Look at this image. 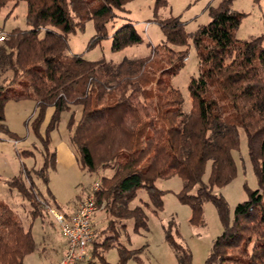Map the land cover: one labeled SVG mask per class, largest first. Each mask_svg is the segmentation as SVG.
I'll list each match as a JSON object with an SVG mask.
<instances>
[{"label": "trees", "instance_id": "1", "mask_svg": "<svg viewBox=\"0 0 264 264\" xmlns=\"http://www.w3.org/2000/svg\"><path fill=\"white\" fill-rule=\"evenodd\" d=\"M22 1L27 4L28 27L13 28L0 44V131L10 133L9 100H35L33 129L54 164L56 152L48 147L50 132L64 111L81 107L80 119L76 122L73 113L68 124L71 142L81 167L100 174L95 198L104 204L108 218L102 233H114L102 242L97 236L90 249L92 258L111 264L101 249L114 246L118 222L125 227V221L133 219L135 231L147 228L146 210L129 206L138 189L145 188L155 207L162 209L164 191L156 180L179 175L184 181L179 198L191 206L192 223H204L206 200L219 213L223 230L206 264H264V33L239 40L236 30L244 14L232 8V0H222L209 8V23L195 32H188L179 16L158 18L166 39L150 55L119 62L89 60L68 52L69 34L93 20L97 33L88 48L96 46L108 36L107 24L115 21L117 10L131 0H0V11L9 2L17 6ZM155 4L159 8L167 0ZM113 39V50L143 41L131 22L119 26ZM191 44L201 71L190 79L193 106L187 112L182 92L171 80L184 66ZM6 72H11L9 78L3 77ZM48 107L54 110L44 138L39 127ZM241 129L258 187L247 188L248 198L231 215L225 197L213 190L237 174L233 150L240 146ZM209 161L206 182L203 176ZM105 170L110 173L101 175ZM40 176L48 182L44 170ZM13 183L31 201L33 217L44 218L51 206L69 214L49 187L48 198H41L33 183L27 187L17 178ZM90 192L91 188L87 195ZM166 239L177 252L178 264H193L191 250L175 239L172 226L166 230ZM35 247L31 229H25L12 208L0 201V264H27L25 256ZM139 249L119 247L117 264H125L131 256L139 260Z\"/></svg>", "mask_w": 264, "mask_h": 264}, {"label": "rangeland", "instance_id": "2", "mask_svg": "<svg viewBox=\"0 0 264 264\" xmlns=\"http://www.w3.org/2000/svg\"><path fill=\"white\" fill-rule=\"evenodd\" d=\"M222 0H167V4L156 8V0H131L124 9L117 10L114 22L107 24L108 36L101 43L88 48L89 40L97 33L93 20H88L83 29L78 28L68 36L70 54H83L86 59L119 62L125 57L138 58L150 55L153 47L165 42V34L157 19L179 16L185 23L188 32L197 31L202 25L211 20L210 7H216ZM233 9L244 14L236 30L239 40H248L264 33V0H232ZM27 4L25 1L15 6L14 2L0 11V28L7 33L15 27L27 28ZM126 22L134 24L135 30L142 37L141 43L125 45L121 49L113 50V33ZM43 34V32H42ZM185 49V47H181ZM180 49L176 47V50ZM189 55L184 66L172 77L171 83L181 90L184 102L183 109L190 111L193 106L192 96L189 91V82L192 76L201 71V66L194 45L189 46ZM162 52H166L163 51ZM168 61H165L166 64ZM11 72H6L3 77L9 78ZM3 79L1 82H6ZM77 122L81 117V107L73 106L71 110L64 111L61 120L51 132L48 147L50 152H56V162L49 161L47 150L32 125L36 115V102L33 99L9 100L6 105V124L10 133L0 131V201L7 203L14 211L16 217L22 222L25 229H31L35 239L34 251L25 256L27 264H53L65 251V240L61 234L56 216L49 208L50 214L33 217V205L24 197L13 183L15 178L23 181L27 187L32 183L35 190L39 191L41 198H48V187L54 195L56 202L62 210L68 211L77 203L78 199L85 197L93 183L99 179L100 174L91 173L83 169L77 161L75 148L71 142L72 130L68 124L72 114ZM53 114V109L48 107L39 132L45 138L46 131ZM240 146L233 150L237 164L235 178L222 187H214V193L225 197L231 215L239 202L248 198V189L258 187L253 164L249 156L248 143L245 132L240 131ZM30 153H27V152ZM48 160V166L45 163ZM46 168H45V167ZM48 177L46 183L40 171ZM211 172L209 161L203 176L208 182ZM105 170L102 174H109ZM156 185L163 190V208L157 209L151 202L148 191L140 188L135 198L129 203L130 207L142 206L147 214V228L135 231L134 220L128 219L126 226L118 222L116 231L118 237L114 246L101 249L106 260L117 264L120 258L119 247L139 249L135 256H131L125 264H178L177 252L166 239V230L172 226V233L177 241L188 247L192 252L193 264H206V259L211 251L214 240L223 230L216 205L206 200L203 203L204 223H192V208L179 198L184 181L179 175L165 179H157ZM149 203L146 206L145 203ZM52 204V203H51ZM52 207V206H51ZM50 207V208H51ZM156 209V210H154ZM57 210V209H56ZM58 211V210H57ZM98 228V241L102 242L109 231L102 233L108 223L105 209L98 211L94 216ZM56 259V261H55ZM82 264H104L98 257H91ZM90 259V260H91Z\"/></svg>", "mask_w": 264, "mask_h": 264}, {"label": "built area", "instance_id": "3", "mask_svg": "<svg viewBox=\"0 0 264 264\" xmlns=\"http://www.w3.org/2000/svg\"><path fill=\"white\" fill-rule=\"evenodd\" d=\"M6 38L7 31L0 28V44ZM98 189L99 181L97 180L93 183L90 194L79 200L75 209L69 214L48 207L54 212L65 240L63 256L53 264H82L84 261L91 259L90 249L98 236L94 216L104 206V204L99 205L96 201L95 192Z\"/></svg>", "mask_w": 264, "mask_h": 264}, {"label": "crops", "instance_id": "4", "mask_svg": "<svg viewBox=\"0 0 264 264\" xmlns=\"http://www.w3.org/2000/svg\"><path fill=\"white\" fill-rule=\"evenodd\" d=\"M50 108H52L54 110L53 107H50ZM74 209H75V204H73L67 212L71 213ZM62 256H63V254L59 255L56 259L61 258ZM56 259H55V261H56Z\"/></svg>", "mask_w": 264, "mask_h": 264}]
</instances>
